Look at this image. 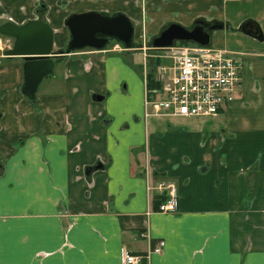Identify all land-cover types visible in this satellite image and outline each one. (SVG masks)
I'll return each instance as SVG.
<instances>
[{
  "label": "crops",
  "instance_id": "obj_1",
  "mask_svg": "<svg viewBox=\"0 0 264 264\" xmlns=\"http://www.w3.org/2000/svg\"><path fill=\"white\" fill-rule=\"evenodd\" d=\"M92 11L126 14L133 47L53 56L34 99L24 59L0 53V264H122V246L160 239L144 264H264V0H0V26L48 22L66 51L67 19ZM198 21L243 62L235 99L207 122L146 118L138 47ZM147 160L177 183L176 212L147 213Z\"/></svg>",
  "mask_w": 264,
  "mask_h": 264
},
{
  "label": "built area",
  "instance_id": "obj_2",
  "mask_svg": "<svg viewBox=\"0 0 264 264\" xmlns=\"http://www.w3.org/2000/svg\"><path fill=\"white\" fill-rule=\"evenodd\" d=\"M115 43L110 51L130 49L120 42ZM138 49L143 53L141 71L146 118H215L235 99L241 86L243 62L231 51L180 41L166 47L148 45L144 41ZM143 175L150 200L147 213L176 212L180 201L177 183L156 180L148 160ZM164 247L165 241L160 239L144 255L122 246V264H144L145 258L153 252L161 253Z\"/></svg>",
  "mask_w": 264,
  "mask_h": 264
},
{
  "label": "water",
  "instance_id": "obj_3",
  "mask_svg": "<svg viewBox=\"0 0 264 264\" xmlns=\"http://www.w3.org/2000/svg\"><path fill=\"white\" fill-rule=\"evenodd\" d=\"M66 23L71 38L66 51L59 52L54 50L55 31L48 22L35 19L26 24L8 22L0 26V34L14 39L13 46L5 51V55L20 56L25 61L22 92L28 98L36 97L42 80L55 70L53 56L59 53H71L84 48L103 49L109 39L123 42L127 47L133 46L134 24L124 13L113 16L95 11L72 14ZM206 26L203 21H198L194 28L173 22L153 39V45L171 46L177 40L210 45V30L216 29L217 25ZM243 29L262 37L261 31L252 22H248Z\"/></svg>",
  "mask_w": 264,
  "mask_h": 264
},
{
  "label": "rangeland",
  "instance_id": "obj_4",
  "mask_svg": "<svg viewBox=\"0 0 264 264\" xmlns=\"http://www.w3.org/2000/svg\"><path fill=\"white\" fill-rule=\"evenodd\" d=\"M162 5H163V4L159 3V5H158V6H159V10H161ZM139 19H140V15L138 16V20H139ZM141 19H142V18H141ZM136 30H137V31H136V36H137L138 34L140 35L139 25H138V28H137ZM6 38H7L6 36L0 34V39L2 40L1 43H0V45H2V49H1L0 53L3 54V55L5 54V51H6L7 49H9V47L11 46V45H10V44H11V41L8 42ZM12 41H13V39H12ZM115 44H116V43L109 42L108 47L113 48V46H114ZM118 44H120V43H118ZM211 44H212V43H211ZM121 45H122V44H121ZM151 45H152V43H151ZM116 52H121V51H120V50H116ZM134 55L136 56V58L139 57V54H138V53H135ZM6 58L9 59L7 56H6ZM140 62H141V64L143 63V55H141V60H140ZM171 119H173L174 121H179V122H187V121H190V119H192V118L171 117ZM210 120H211V118L206 119V117H202V118L198 119V121H200V122H207V121H210Z\"/></svg>",
  "mask_w": 264,
  "mask_h": 264
},
{
  "label": "flooded vegetation",
  "instance_id": "obj_5",
  "mask_svg": "<svg viewBox=\"0 0 264 264\" xmlns=\"http://www.w3.org/2000/svg\"><path fill=\"white\" fill-rule=\"evenodd\" d=\"M207 28H208V26H206ZM5 36V35H4ZM7 38H9V41L8 42H10L11 41V46L9 47V48H11L12 46H13V44H14V39L12 38V37H9V36H6ZM12 39H13V41H12ZM114 41H116L115 39H109V41H108V43L109 42H114ZM14 57V56H13Z\"/></svg>",
  "mask_w": 264,
  "mask_h": 264
},
{
  "label": "trees",
  "instance_id": "obj_6",
  "mask_svg": "<svg viewBox=\"0 0 264 264\" xmlns=\"http://www.w3.org/2000/svg\"><path fill=\"white\" fill-rule=\"evenodd\" d=\"M74 51H79V50H74ZM8 58H12L13 56H7ZM95 169V167H89V170L90 171H92V170H94Z\"/></svg>",
  "mask_w": 264,
  "mask_h": 264
}]
</instances>
